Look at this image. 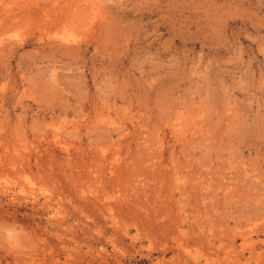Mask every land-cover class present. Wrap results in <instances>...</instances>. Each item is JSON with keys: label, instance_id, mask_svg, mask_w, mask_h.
<instances>
[{"label": "rangeland", "instance_id": "1", "mask_svg": "<svg viewBox=\"0 0 264 264\" xmlns=\"http://www.w3.org/2000/svg\"><path fill=\"white\" fill-rule=\"evenodd\" d=\"M0 264H264V0H0Z\"/></svg>", "mask_w": 264, "mask_h": 264}, {"label": "bare ground", "instance_id": "2", "mask_svg": "<svg viewBox=\"0 0 264 264\" xmlns=\"http://www.w3.org/2000/svg\"><path fill=\"white\" fill-rule=\"evenodd\" d=\"M153 209V208H152ZM149 236V235H148Z\"/></svg>", "mask_w": 264, "mask_h": 264}]
</instances>
